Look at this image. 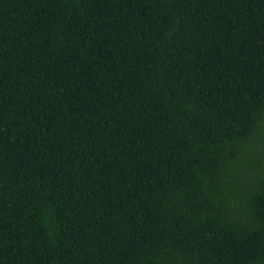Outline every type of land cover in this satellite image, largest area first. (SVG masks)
<instances>
[{
    "label": "trees",
    "instance_id": "16d2710c",
    "mask_svg": "<svg viewBox=\"0 0 264 264\" xmlns=\"http://www.w3.org/2000/svg\"><path fill=\"white\" fill-rule=\"evenodd\" d=\"M0 264H264V0H0Z\"/></svg>",
    "mask_w": 264,
    "mask_h": 264
}]
</instances>
